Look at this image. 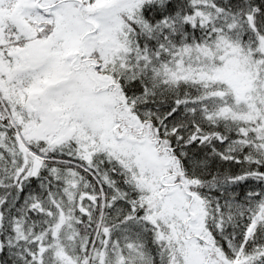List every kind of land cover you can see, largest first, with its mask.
<instances>
[{
    "label": "snow or ice",
    "instance_id": "snow-or-ice-1",
    "mask_svg": "<svg viewBox=\"0 0 264 264\" xmlns=\"http://www.w3.org/2000/svg\"><path fill=\"white\" fill-rule=\"evenodd\" d=\"M0 264H264V0H0Z\"/></svg>",
    "mask_w": 264,
    "mask_h": 264
}]
</instances>
